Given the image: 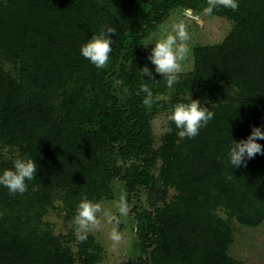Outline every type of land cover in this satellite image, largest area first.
I'll list each match as a JSON object with an SVG mask.
<instances>
[{
    "label": "trees",
    "instance_id": "obj_1",
    "mask_svg": "<svg viewBox=\"0 0 264 264\" xmlns=\"http://www.w3.org/2000/svg\"><path fill=\"white\" fill-rule=\"evenodd\" d=\"M238 5L213 11L230 31L192 49L191 71L170 92L160 74L141 73L143 40L169 12H204L207 0H0V147L13 152L0 174L17 158L38 166L24 194L0 185V264H95V238L80 241L73 217L85 197L111 199L114 180L135 220L133 264H238L231 222L264 224V154L227 163L232 140L264 131V0ZM105 26L112 52L99 69L80 49ZM190 97L214 118L191 139L169 120L156 146L153 119ZM54 209L70 224L65 234L45 220Z\"/></svg>",
    "mask_w": 264,
    "mask_h": 264
},
{
    "label": "clouds",
    "instance_id": "obj_2",
    "mask_svg": "<svg viewBox=\"0 0 264 264\" xmlns=\"http://www.w3.org/2000/svg\"><path fill=\"white\" fill-rule=\"evenodd\" d=\"M217 7H224L233 11L238 10V0H207V6L203 9L205 15H211ZM114 29L105 26L99 34H93L87 43L81 46L80 53L88 59L95 67L105 68L112 52L113 40L111 35ZM190 35L186 25L183 22L173 26L172 32L164 35L154 42L151 54L148 59L155 66V72L160 74L169 91H174V85L179 82L180 74L184 71L182 62L189 54L188 42ZM143 76L151 77V72L147 67L140 70ZM140 90L146 95L143 103L151 106L153 103V92L147 84H142ZM214 118V113L208 107L202 106L199 100H193L190 97L189 103H177L173 106L168 119L172 121L179 129L177 135L183 138H194L199 135L200 129L206 127ZM257 140H264V131L260 127L253 126L251 134L239 142L234 140L228 153V161L232 168L246 166V158L252 159L257 154H264V147L257 143ZM38 166L35 160L31 158H17L13 162V168L5 169L0 174V185L6 187L9 194H24L28 185L26 181H31L36 177ZM232 177L229 176L228 179ZM120 215H127L129 205L124 195H121L118 202L114 205ZM109 224L119 223L118 217L110 210L103 208L98 202H93L86 197L77 205L73 224L75 226V235L80 241H85L87 236L93 230L101 228L102 222ZM108 238L113 245H119L124 236L115 227L108 234Z\"/></svg>",
    "mask_w": 264,
    "mask_h": 264
},
{
    "label": "rangeland",
    "instance_id": "obj_3",
    "mask_svg": "<svg viewBox=\"0 0 264 264\" xmlns=\"http://www.w3.org/2000/svg\"><path fill=\"white\" fill-rule=\"evenodd\" d=\"M180 22L186 25L190 35L188 42L190 51L187 58L182 62L184 69L182 73H187L192 69V49L194 47L219 44L231 29V23L226 19L213 15H205L204 12L191 13L190 10L186 12L183 9H175L169 12L159 28L148 38L144 39L142 43L146 51L143 68L147 67L152 75H158L155 72V66L148 59L154 44L150 43L147 47L144 45L150 41L154 42L156 39H160L164 35L172 32L173 26ZM168 116L166 112H159L151 122L156 146H159L162 135L168 131ZM12 153L8 148L0 147V159L3 157L8 158ZM111 187L113 197L111 199H102L98 203L103 208L115 214L119 219V223L109 224L104 221L100 229L93 230L89 233L94 236L96 246H98V252L96 254L99 259L95 264H133L134 260L140 256L139 242L135 233V220L128 213L127 215H120L114 206L121 195H124L127 200L124 182L114 180ZM174 195L175 192L173 190H167L165 201H171ZM127 203L129 205L128 201ZM144 208L147 209V206L144 205ZM218 214L221 217H225L222 212H218ZM45 220L51 225L55 234H65L69 231L70 224L63 221L62 215L57 209L50 210ZM231 223L234 227V241L230 254L238 264H264V224L255 229H248L239 226L235 222ZM114 227L124 236L123 241L115 246L108 238L109 232Z\"/></svg>",
    "mask_w": 264,
    "mask_h": 264
},
{
    "label": "built area",
    "instance_id": "obj_4",
    "mask_svg": "<svg viewBox=\"0 0 264 264\" xmlns=\"http://www.w3.org/2000/svg\"><path fill=\"white\" fill-rule=\"evenodd\" d=\"M188 17H191L190 15H187Z\"/></svg>",
    "mask_w": 264,
    "mask_h": 264
}]
</instances>
